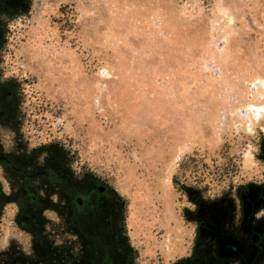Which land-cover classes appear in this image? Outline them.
Here are the masks:
<instances>
[{"label": "rangeland", "instance_id": "obj_1", "mask_svg": "<svg viewBox=\"0 0 264 264\" xmlns=\"http://www.w3.org/2000/svg\"><path fill=\"white\" fill-rule=\"evenodd\" d=\"M13 2L25 11L8 23L4 68L24 105L18 125H0L3 156L22 146L29 159L64 165L62 142L78 152V180L96 174L126 202L137 264H198L202 208L232 201V188L261 171L264 0ZM194 154L199 173L234 168L236 177L211 175L202 191L179 194L174 176ZM84 191L78 198L98 218L104 208ZM106 208L119 228L118 197ZM45 218L57 246L77 239L58 213ZM12 240L33 251L31 238L7 230L4 245Z\"/></svg>", "mask_w": 264, "mask_h": 264}, {"label": "flooded vegetation", "instance_id": "obj_2", "mask_svg": "<svg viewBox=\"0 0 264 264\" xmlns=\"http://www.w3.org/2000/svg\"><path fill=\"white\" fill-rule=\"evenodd\" d=\"M13 1L0 0L3 31L0 38L2 128L18 125L16 109L22 110L24 99L21 84L7 77L4 68L3 51L8 45L10 32L8 23L25 11V5ZM57 147L64 165L47 166L46 158L41 162L37 154L29 159L27 149L22 146L8 158L4 157L0 141V175L4 174L5 181L0 180V264H137V257L121 229V221L119 228L116 227L115 216L106 208L117 194L110 186L105 187L102 182L92 180L97 178L92 174L78 180L77 171L71 170L74 157ZM259 162V174L234 186L232 201L226 199L225 203H220L222 208L218 211L222 214L224 228L201 236L196 251L201 257L198 264H264V155L259 156ZM80 188H86L84 199L92 202L89 204L104 208L101 216L97 218L92 210L85 208L78 198ZM251 192L254 193V203H250ZM9 206L16 207V211L10 213ZM230 206L229 212L226 208ZM45 211L58 213L64 219L68 232L77 239L57 246L51 239L54 235L48 233L47 227L51 222L45 218ZM9 217L13 218L9 220ZM208 217L212 215L208 214ZM7 230L31 238L33 251L26 253L14 240L5 246ZM256 231L263 233L258 243L253 241ZM225 234L234 239L231 256L224 255L220 249Z\"/></svg>", "mask_w": 264, "mask_h": 264}, {"label": "trees", "instance_id": "obj_3", "mask_svg": "<svg viewBox=\"0 0 264 264\" xmlns=\"http://www.w3.org/2000/svg\"><path fill=\"white\" fill-rule=\"evenodd\" d=\"M56 143H57L56 145L60 146L62 149L69 152L73 157H79L78 152L71 150L68 146H66L62 142L57 141ZM44 147H49V146H44ZM203 162H204L203 159L199 160L198 154L188 155L184 158V160L180 164L177 174L174 176L175 188L179 194L183 196H187L188 193L186 189H195L198 191H202L203 189L208 187L210 183L213 182V181L207 182V179H209V176L211 175H213V179H218L217 182L220 183L232 181L233 178L236 177L237 170H235L234 168L233 169L229 168L228 170L227 169L221 170L219 174L218 173L214 174L212 172L209 173V175H206L205 172L199 173L200 171L199 165L200 163ZM192 165L194 167H192ZM204 165L207 167L206 164ZM206 169L208 170V168ZM92 175L98 177L96 174H92ZM116 194L122 206L124 207L123 216L121 219V229L126 238L128 246L130 247V249H132L135 257H137L138 252L133 248L130 239L127 205L126 202L121 198L120 194L118 193Z\"/></svg>", "mask_w": 264, "mask_h": 264}, {"label": "water", "instance_id": "obj_4", "mask_svg": "<svg viewBox=\"0 0 264 264\" xmlns=\"http://www.w3.org/2000/svg\"><path fill=\"white\" fill-rule=\"evenodd\" d=\"M101 191H104V188L101 187ZM254 193L251 192L250 194V203H254L255 198L253 197ZM249 203V202H248ZM209 209H203L201 210V213L199 214V217L196 218V220L199 222V235L204 236L205 233L211 232V231H220V229L224 228L223 223V217L220 213V210L218 211V208L221 209L220 204L216 203L212 206L208 207ZM214 212V214H213ZM208 214H211L212 217L209 218ZM221 218V220H220ZM263 233L262 231H256L255 236L253 237L254 243H258V241L261 239ZM223 243L220 246L221 251L228 256L232 255V247H233V240L230 235L225 234L223 236Z\"/></svg>", "mask_w": 264, "mask_h": 264}, {"label": "bare ground", "instance_id": "obj_5", "mask_svg": "<svg viewBox=\"0 0 264 264\" xmlns=\"http://www.w3.org/2000/svg\"><path fill=\"white\" fill-rule=\"evenodd\" d=\"M254 110V109H253Z\"/></svg>", "mask_w": 264, "mask_h": 264}]
</instances>
